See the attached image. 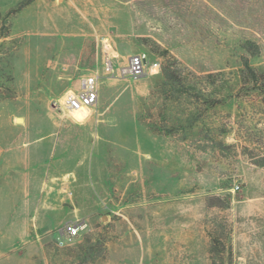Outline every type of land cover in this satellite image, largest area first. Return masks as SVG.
Returning a JSON list of instances; mask_svg holds the SVG:
<instances>
[{"label":"rangeland","instance_id":"1","mask_svg":"<svg viewBox=\"0 0 264 264\" xmlns=\"http://www.w3.org/2000/svg\"><path fill=\"white\" fill-rule=\"evenodd\" d=\"M136 54L160 70L128 76ZM245 60L264 0H0V264H264ZM89 76L79 122L58 103Z\"/></svg>","mask_w":264,"mask_h":264},{"label":"built area","instance_id":"2","mask_svg":"<svg viewBox=\"0 0 264 264\" xmlns=\"http://www.w3.org/2000/svg\"><path fill=\"white\" fill-rule=\"evenodd\" d=\"M112 66L108 65L107 71H112ZM160 70L158 63L150 62L146 54H136L129 59L126 68V74L134 79L144 77L149 71ZM99 78L97 76H89L83 79V89L80 92L70 90L59 100V108L65 109L73 115V112L89 113L91 108L97 105L99 101ZM88 115V114H87ZM239 188V187H238ZM81 224L71 222L63 225L59 230L60 238H74L80 235Z\"/></svg>","mask_w":264,"mask_h":264},{"label":"trees","instance_id":"3","mask_svg":"<svg viewBox=\"0 0 264 264\" xmlns=\"http://www.w3.org/2000/svg\"><path fill=\"white\" fill-rule=\"evenodd\" d=\"M247 51L253 55H257L259 47L253 42H248L246 45ZM170 77V75H168ZM171 78V77H170ZM242 79L246 83L253 85V89L261 93H264V67L255 69L248 60L244 61V71L242 73Z\"/></svg>","mask_w":264,"mask_h":264},{"label":"bare ground","instance_id":"4","mask_svg":"<svg viewBox=\"0 0 264 264\" xmlns=\"http://www.w3.org/2000/svg\"><path fill=\"white\" fill-rule=\"evenodd\" d=\"M88 114V112L87 113H82V112H73V115H74V117L77 119V121H79V122H83V121H85V119L87 118V115Z\"/></svg>","mask_w":264,"mask_h":264},{"label":"water","instance_id":"5","mask_svg":"<svg viewBox=\"0 0 264 264\" xmlns=\"http://www.w3.org/2000/svg\"><path fill=\"white\" fill-rule=\"evenodd\" d=\"M17 122H18V123H22V118H18V119H17Z\"/></svg>","mask_w":264,"mask_h":264}]
</instances>
